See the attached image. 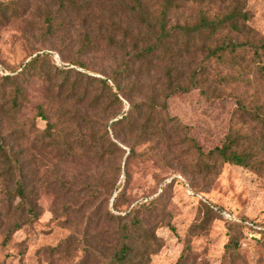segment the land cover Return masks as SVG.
Returning <instances> with one entry per match:
<instances>
[{"label":"rangeland","instance_id":"374dc122","mask_svg":"<svg viewBox=\"0 0 264 264\" xmlns=\"http://www.w3.org/2000/svg\"><path fill=\"white\" fill-rule=\"evenodd\" d=\"M49 1L0 0L10 5L8 10L0 9V106L7 103L13 91L5 82V88H1V78L19 71L37 54L45 58L40 65L42 75L20 82L23 97L19 110L7 104L3 111H10L0 110V134L23 166L29 202L39 213L37 219L26 223L5 244L0 232V264H104L120 246L107 212L123 213L141 204L145 205L139 206L133 215L141 221L149 238L137 231L134 241L136 251L152 252L147 264H176L187 245L190 254L184 264H264V124L241 117L235 103V95L245 96L247 106L250 100L264 103V82L218 85L223 88L222 97H206L199 88L173 95L167 99V110L181 125L170 133V145L156 141L141 144L134 154H129L128 144L115 138L124 131L123 124L116 128L111 124L125 113L140 123L146 110H129L131 100L119 93L121 102L115 101L112 115L102 121L109 137L121 147L116 159H109L107 154L95 155L92 160L83 154L78 158L60 157L54 150V141L40 136L47 121L38 116L39 106L43 105L46 113L52 115L66 109L78 110L94 122L96 116H102L113 97L104 93L96 103L94 98L100 88L91 85L87 78L110 75L122 64L126 58L121 48L122 37L126 36L131 19L125 17L121 30L111 28L113 12L107 9L108 4L104 0H85L90 3L89 9L63 14L59 18L61 27L51 32L43 23ZM232 1L181 0L179 8L171 13L169 25L184 18L191 24L203 16L213 19L225 13ZM241 1L246 4L248 24L264 37V0ZM220 36V32H209L204 27L190 34L186 45L182 38L175 41L171 53H161L160 61L154 65L161 71L167 67L163 59L178 58L171 65L186 80L191 69L206 59L208 48L219 45ZM89 40L92 42L88 43ZM48 65L54 67L49 71ZM57 67L70 69V83H62L63 74ZM153 68L152 74L157 70ZM213 73L217 78L227 73L236 75L216 64ZM151 76V81L147 79L150 86L142 94L155 93L162 102L166 91L159 88L158 77ZM80 77L84 79L82 86L71 91L72 81ZM65 83L69 86L62 91L60 86ZM86 83L90 85L87 90ZM155 83L157 86L152 88ZM77 123L75 120L72 125ZM233 126L247 139L244 145L241 141L244 147L252 146L248 139L252 144H260L256 147L260 168L221 165L219 161L218 176L215 171L197 174V154L189 151L187 136L208 152L225 141ZM3 170L0 161V173ZM112 176L119 186L113 195L107 187ZM7 185L11 188L14 178L3 182L0 179V192ZM117 194L123 196L115 203ZM1 197L0 221L5 228L9 221L5 219L6 203L1 202ZM227 218L245 222L241 230L232 227L240 239V257L235 262L224 261L225 245L230 239L228 227L232 225ZM152 235L156 239L150 241Z\"/></svg>","mask_w":264,"mask_h":264},{"label":"trees","instance_id":"16d2710c","mask_svg":"<svg viewBox=\"0 0 264 264\" xmlns=\"http://www.w3.org/2000/svg\"><path fill=\"white\" fill-rule=\"evenodd\" d=\"M181 0H104V4H108L107 8L112 11L110 22L111 28H118L121 30L123 21L128 16L131 21L126 29V36L122 37L121 48H124L125 57L122 59V64L116 70L107 76H88L91 85H96L100 88V93L95 95V102L99 103L103 99V94L111 95L113 99L108 101L107 106L102 112V116L97 117L96 121H92L89 116L82 114L80 111L64 110L56 115L46 113V108L40 105L38 108V116L47 121L46 127L41 130L40 136L49 137L54 141V150L60 157L78 158L80 155H89L92 160L95 155L103 156L107 154L109 159H116V154L121 151V147L116 141L109 137V132L103 127L102 121L111 116L112 107L115 101L121 102L119 93L124 94L125 98L131 100L129 110H146V113L141 118L139 123L131 119V114L125 113L121 118L112 122L114 128L123 124L124 131L120 132L115 138L121 140L120 142L130 146L129 154H134L138 145L158 142L159 144L171 143V132L173 133L175 127H180L181 124L175 122V118L170 117L167 110V99L177 93L189 92L193 89H200L202 95L209 97H222L224 95L221 87L230 85H238L247 81L252 83L254 81L264 82V37H260L258 32L248 24L249 16L244 11L246 4L241 0H233L225 13L220 16L213 17L203 16L202 19L196 20L193 24L186 21H177L170 24L171 13L176 8H179ZM197 3L198 0H194ZM52 4L56 5L54 8ZM10 5L5 2L0 3V9L8 10ZM90 3L85 0H51L49 1V10L44 16L43 23L54 32L61 27L59 18L68 12L81 13L89 9ZM158 7L160 13H158ZM121 13L123 15H117ZM128 14V15H127ZM96 23V22H94ZM127 25V24H126ZM207 28L209 32H220V43L214 48H208L206 59L197 64L191 69L189 75L184 79L182 72L172 66V62L177 61L178 58H165L163 61L167 62V67L159 71L154 65L155 61L159 60L161 53H171L172 46L175 41L180 38L184 39L186 45V38L194 32L201 31L202 28ZM233 33L232 35H230ZM129 34V36H127ZM187 36V37H186ZM113 40V39H112ZM92 41L89 40L88 43ZM41 54L29 59L22 64L19 71H13L11 75H5L1 78L3 84L1 88H5V84L12 87V95L7 101L9 108L19 110L20 100L23 97L20 82L25 81L30 76L42 75V67L40 66L45 58ZM157 57V58H155ZM162 59V58H161ZM221 66L224 70L233 71L236 75L227 73L220 78L215 77L213 73L214 65ZM54 66L48 65L49 71ZM153 67L157 70L152 74ZM60 70L58 67L56 68ZM216 69V68H215ZM72 70V69H71ZM70 69H61L63 74L62 83H70L69 78ZM158 77L159 88L163 87L166 92L163 94L164 99L159 102L155 93L144 95V90L150 86L152 76ZM216 79H215V78ZM149 81H148V80ZM82 77L75 78L71 84V91H75L82 86ZM65 83L60 86L63 91L69 85ZM157 83L151 86L155 88ZM86 90L90 87L86 83ZM116 89V92L113 91ZM86 92V91H84ZM85 95V93H83ZM82 96V95H81ZM235 103L241 117H251L264 124V103L259 100H250L247 106L245 96L235 95ZM5 104H2L0 110L3 111ZM7 108V111L11 109ZM3 111V112H7ZM77 120L76 125L72 123ZM84 127H86L84 129ZM89 130V132H87ZM185 132V131H184ZM187 135V132L185 133ZM244 139H242V138ZM189 151L197 154L198 173H211L215 171L218 176L221 169L218 168V163H233L250 167L254 169L260 168V162L257 158V148L260 144H252V140L248 139L252 146H245L247 139L242 136V133L233 126L227 134L225 141L208 152L202 151L201 147L193 138H188ZM241 141L243 145L241 144ZM12 146H9L3 136L0 134V161L4 164V170L0 173L2 182L6 179L14 178V185L9 188L1 189L0 195L2 201L6 204L5 215L9 221L8 226L4 228V222L0 221V232L4 234L2 243H6L10 237L26 223L38 218L39 213L36 211L34 204L29 202L28 184L25 177H23V166L15 157ZM186 155H189L186 154ZM202 169V170H201ZM121 167L118 166L117 172L120 173ZM189 186V184H187ZM109 193L113 195L118 191L119 186L116 184L114 177H110L107 183ZM123 196V194L121 195ZM119 194L114 199L116 203L120 200ZM114 206L118 207V204ZM145 205V204H144ZM136 205L130 210L114 214L111 211L107 212L109 220L115 225V233L119 239V247L113 251L105 260L104 264H147L152 252L148 250L136 251L135 241L137 231H141L149 238L145 227H143L140 220L135 219L134 215L142 206ZM141 206V207H139ZM15 216V218H12ZM131 216V217H130ZM132 218L127 220L128 218ZM13 219V220H12ZM232 224L228 227L230 232V239L225 245L224 261L235 262L240 257L238 249L240 246V239L235 235L233 228H244L245 222L227 218ZM234 225V226H233ZM237 226V227H236ZM156 239L152 235L153 241ZM147 248V246H145ZM190 254V248L187 245L186 251L182 254L176 264H184L185 260ZM81 263V262H80ZM83 264V263H81ZM208 264V263H205Z\"/></svg>","mask_w":264,"mask_h":264}]
</instances>
